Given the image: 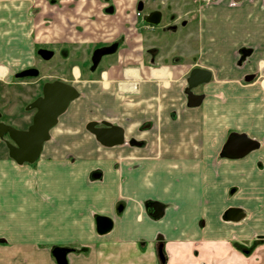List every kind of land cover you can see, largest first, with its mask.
<instances>
[{"label":"crops","instance_id":"obj_1","mask_svg":"<svg viewBox=\"0 0 264 264\" xmlns=\"http://www.w3.org/2000/svg\"><path fill=\"white\" fill-rule=\"evenodd\" d=\"M200 1L197 49L152 54L127 40L141 38L131 2L108 16L71 0H0V83L21 89L0 95V123L20 131L35 115L33 83L14 82L38 47L129 42L95 77L72 66L60 78L79 97L38 161L18 165L0 148V264H59L62 252L68 264H159V244L167 264H224L240 258L232 245L264 237V0ZM194 69L212 74L192 91L196 106ZM104 123L123 130L122 145L88 129ZM231 134L260 146L222 157Z\"/></svg>","mask_w":264,"mask_h":264},{"label":"rangeland","instance_id":"obj_2","mask_svg":"<svg viewBox=\"0 0 264 264\" xmlns=\"http://www.w3.org/2000/svg\"><path fill=\"white\" fill-rule=\"evenodd\" d=\"M48 1V0H47ZM56 2L63 1V0H55ZM73 1V4L76 6L81 5L82 3H85L86 5L90 6L94 4L95 6H101L103 7H109L110 5H114L116 9L120 7L123 3H130L134 4L133 6L136 8V5L138 2H141L144 4V12L142 15L153 12H161L163 14V22L160 27L158 28H151L149 26L144 25L143 18H141V22L138 21V24H136V31L137 34L141 35V38L135 39H127L131 40V44H138L140 46H145L146 48L149 47L150 51L157 50L161 51L164 50L166 52H176L180 49H185L187 44L189 46V51L193 52L197 49V33H198V21H199V8L202 1L200 0H71ZM219 0H208L205 2H216ZM236 4V2H235ZM130 15V14H129ZM129 15L125 16V20H129ZM138 15V12H137ZM136 33V32H135ZM188 38V40H187ZM99 39V38H98ZM118 38H114L111 35L106 36L103 34V37L99 41H94L92 43H85L76 46V50L74 48L70 49L71 53H69L68 48H62L60 50L59 48L53 49L55 51V56L51 61H43L40 60L38 57V64H37V70L42 74L40 78H31L24 80L23 78H17L15 79L17 82H24L29 81L30 83H33L29 89H27L28 94V100L27 103H32L33 100H35L37 97L41 95V88L42 85L45 83V81L48 79L46 77L50 76V81L54 80V77L56 78H68V69L72 66L79 67L82 70V80L90 77H95L90 73V66H91V55L95 48L107 45L112 43V41L116 40ZM48 40L46 43L45 41ZM138 40V42H137ZM45 45H53L51 40L49 38L44 40ZM128 42V44H129ZM128 44H124L122 46L123 48H126ZM52 48V46H49ZM175 50V51H174ZM156 51V52H157ZM71 54V55H70ZM153 54V53H152ZM156 54V53H154ZM70 55V57H69ZM69 57V59H68ZM116 56H106L103 58L100 64V68L104 67L111 59H115ZM76 59V60H75ZM193 58L189 59L190 63H194L195 59ZM179 60V58L177 59ZM167 64L169 63V60L164 61ZM92 77V78H93ZM53 78V79H52ZM23 90V89H22ZM33 90V91H32ZM21 92L20 87H17L16 85L13 86H7L5 84L0 83V95L6 96L13 93ZM33 92V93H32ZM34 94V95H33ZM15 95V94H14ZM33 95V96H32ZM31 98V99H30ZM4 103L3 101H0ZM26 103V102H25ZM1 109V108H0ZM29 116L33 114V111L27 112ZM31 117V116H30ZM5 142H7V139H0V148H5ZM264 238L260 237L256 240L257 244L255 246L248 245H242L239 248L236 249L234 245H232L233 250L240 255V258L236 260H230L229 262H226L224 264H248V258L252 257L256 249L264 244ZM251 249H253L251 251ZM248 250L250 251V254H248ZM261 256V254H260ZM228 260V256L225 258ZM257 264V263H254Z\"/></svg>","mask_w":264,"mask_h":264},{"label":"water","instance_id":"obj_3","mask_svg":"<svg viewBox=\"0 0 264 264\" xmlns=\"http://www.w3.org/2000/svg\"><path fill=\"white\" fill-rule=\"evenodd\" d=\"M142 10V7L139 8ZM144 21L153 26H159L162 13L155 12L147 16ZM118 45L95 51L92 59V71H95L105 56L116 53ZM48 54L44 57L50 59L52 53L40 51L39 54ZM37 70H30L18 75V78L37 77ZM212 79V74L206 70L194 69L188 80L189 103L199 105L203 97L193 95L192 91L199 86L207 84ZM248 80V79H247ZM79 97L78 91L69 84L56 81L47 83L43 87V95L34 101L28 111L35 110L33 124L26 131L17 130L11 126L0 123V139L8 136L12 143L8 144L9 157L18 165H32L40 158L44 144L50 138V131L57 126L59 118L64 115L69 105ZM91 124L88 129L95 135L97 141L105 146H117L124 143L123 130L111 124L104 123V128ZM259 143L251 140L246 135L231 134L223 149L222 157L242 158L259 148ZM264 238V237H262ZM57 257L59 264H68L66 253L62 252Z\"/></svg>","mask_w":264,"mask_h":264},{"label":"flooded vegetation","instance_id":"obj_4","mask_svg":"<svg viewBox=\"0 0 264 264\" xmlns=\"http://www.w3.org/2000/svg\"><path fill=\"white\" fill-rule=\"evenodd\" d=\"M54 2H52V4H53ZM56 3V2H55ZM140 7H142V10H139V8ZM144 4L143 3H141V2H138L137 3V5H136V8H135V15H136V18H135V22H136V24H138V21H140L141 20V18H143V21H144V19L147 17V16H150L151 14H153V13H155V12H153V13H149V15H147V14H144V15H142V13L144 12ZM117 11H118V9H116V7L114 6V5H110L109 7H103L102 8V13L103 14H105V15H108V16H114V15H116V13H117ZM137 12H138V15H137ZM161 13V12H160ZM141 22V21H140ZM162 22H163V14H162V21H161V23H160V25L159 26H153V25H150V24H147L145 21H144V25L145 26H149V27H151V28H158V27H160L161 26V24H162ZM137 26V25H136ZM138 31V30H137ZM118 45V48H117V51H116V53L115 54H113V56H116L118 53H119V51L122 49V46L124 45V41L121 39V38H118V39H116V40H114V41H112V43H110V44H107V45H103V46H100V47H97V48H95V50L93 51V53H92V55H91V57H90V59H91V66H90V73L92 74V75H94V74H96L101 68H100V64H101V62H100V64H99V66L97 67V69L95 70V71H92V67H93V63H92V59H93V55H94V53H95V51H97V50H99V49H103V48H107V47H112V46H114V45ZM56 48H58V47H38V49H37V57L40 59V60H43V61H51L53 58H54V56H55V51H53V49H56ZM62 48H60V50H61ZM40 51H47V52H49V53H52V55H51V57H50V59H45L44 57H46V56H48V54H39V52ZM150 53H155L157 50H153V51H150V49L148 50ZM158 52V51H157ZM109 56H112V55H109ZM69 57H70V55H69ZM69 57H68V59H69ZM106 57V56H105ZM76 60V59H75ZM103 60V59H102ZM71 68V67H70ZM30 70H37V67H33V68H31V69H27L26 71H24V72H27V71H30ZM38 71V70H37ZM24 72H22V73H24ZM22 73H19V74H17L16 75V77L18 76V75H20V74H22ZM41 73L38 71V76L37 77H26V78H23L24 80H27V79H31V78H40L41 77ZM50 77V76H49ZM18 78V77H17ZM16 78V79H17ZM22 79V78H21ZM53 79V78H52ZM56 81H60V82H64V81H62L60 78H56V77H54V80H52V81H50V79L48 78L46 81H45V83L42 85V88H41V95L39 96V97H37L35 100H33L32 101V103L34 102V101H36L38 98H40V97H42V95H43V87L47 84V83H54V82H56ZM64 83H66V82H64ZM66 84H69V83H66ZM69 85H71V84H69ZM32 103H30L27 107H26V111H28L27 110V108L32 104ZM33 111V114H35L36 113V111L35 110H32ZM31 111V112H32ZM28 112H30V111H28ZM35 116V115H34ZM33 119H34V117H33ZM4 124V123H3ZM33 124V121H32V123L25 129V130H23V131H26V130H28L29 129V127L31 126ZM8 126V125H7ZM96 127H98V128H104V124H101V125H97ZM17 130H19V129H17ZM2 139H7V142H5V147H6V150H7V153L9 154V151H8V144L9 143H12L11 141H10V139H9V137L6 135V136H4V138H2ZM160 257H161V259L164 261L165 260V257H164V255H162L161 253H160ZM160 258H158V261H159V264H160V260H159Z\"/></svg>","mask_w":264,"mask_h":264},{"label":"trees","instance_id":"obj_5","mask_svg":"<svg viewBox=\"0 0 264 264\" xmlns=\"http://www.w3.org/2000/svg\"><path fill=\"white\" fill-rule=\"evenodd\" d=\"M257 244V242L255 241L251 246H255ZM234 246L236 247V249L238 248V249H240L239 247L240 246H242L241 244H234ZM253 249H251V251H252ZM157 253H158V258H160L159 260H160V264H167V256H166V254H165V246H164V244H159L158 246H157ZM160 253L162 254V255H164V257H165V260L163 261L162 259H161V257H160ZM248 254H250V251L248 250Z\"/></svg>","mask_w":264,"mask_h":264}]
</instances>
